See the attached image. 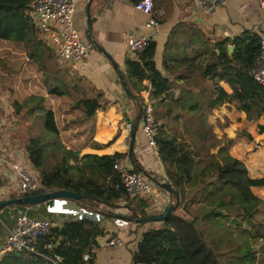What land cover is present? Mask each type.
<instances>
[{
    "label": "trees",
    "instance_id": "obj_1",
    "mask_svg": "<svg viewBox=\"0 0 264 264\" xmlns=\"http://www.w3.org/2000/svg\"><path fill=\"white\" fill-rule=\"evenodd\" d=\"M32 1L0 0V41L21 45L44 75L49 72L48 80L44 81L48 93L64 96L68 94L69 85L53 72V65L52 70H47L45 59H50L54 53L34 27L29 14ZM228 42L233 46L230 54L226 49ZM155 48V42H151L144 51L135 54L136 59L127 58L125 74H122L131 93L148 90L150 100L166 95L173 84L157 70L153 60ZM258 54V36L254 31L245 30L231 41L215 43L209 53L205 49L204 54L201 51L198 57L183 61L186 66L181 65L184 66L181 77L187 72L199 71L201 77L211 83L210 95L205 99L195 97L190 114L186 113L193 125H184L183 129L189 128V135L195 137V141L186 139L177 128L163 129V124L157 122L159 117L154 120L158 157L166 180L177 193V197L171 196L173 202L177 198V204L164 221L154 222L142 232L132 255L135 264H252L249 258L254 259V264H264V245H260L264 241V201L252 192L253 187H264V176L252 178L246 165L228 154L224 146L212 153L217 144L212 140V130L204 122L208 112L224 104L243 112L247 122L264 117V88L251 73ZM163 67L170 70L165 60ZM143 80L149 82V88L142 84ZM220 82L228 84L231 92L226 93ZM100 99V94L81 98L74 102V107L79 109L83 119L93 120L101 108ZM44 104L45 98L38 95H29L22 103L14 102L17 115L26 108L27 114L34 115L43 124L42 135L29 138L23 147L27 161L43 186L38 193L54 190L78 193L85 197L79 202L84 209L78 218L60 226L53 223V215L41 218H51L46 220L53 226L40 238L35 252L6 253L0 256V264H94L93 250L97 239L104 235L102 222L113 214L110 210L124 202L128 209L125 218L140 226L136 220L148 216L146 211L151 207V200L132 198L126 192L120 172L114 168L126 154L79 155L67 149L61 142L53 111ZM141 106L144 111L145 105ZM257 129L259 133L264 132L263 125H258ZM245 137L251 139L248 133ZM48 158L53 163L48 162ZM133 171L140 172L135 167ZM52 209V214L59 210L58 207ZM0 213L5 219L13 218L15 224L19 213L32 218L35 211L32 207L10 206ZM220 218L224 221V231H218ZM235 233L240 234L242 245L235 242ZM258 245L260 258L256 256ZM85 254H89L90 259L84 260Z\"/></svg>",
    "mask_w": 264,
    "mask_h": 264
},
{
    "label": "crops",
    "instance_id": "obj_2",
    "mask_svg": "<svg viewBox=\"0 0 264 264\" xmlns=\"http://www.w3.org/2000/svg\"><path fill=\"white\" fill-rule=\"evenodd\" d=\"M88 1L75 0L74 12V26L80 31L85 43V9ZM136 1L92 0L90 5V13L94 17L91 25L92 37L114 60L123 75L125 60L136 59V55H130L128 52V40L151 33V29L146 27L148 16L134 8ZM152 2L153 16L160 22L153 60L157 70L168 77L173 84L168 93L157 100H150L148 90L139 93L133 90L132 94L140 104L145 105L148 102L151 104L153 114L156 118L159 117L157 122L160 125L163 124V129L172 127L183 129V121L187 119H184L183 115L191 110L183 109L184 101L182 104L181 99L187 94L194 98L205 99L210 95L211 90V83L204 80L199 71L187 72L184 77H181L184 67L181 65H185L183 61L198 57L201 51L204 54L205 49L209 53L215 43L231 41L245 30L254 31L256 24L262 18L263 10L256 0H152ZM228 46L232 45L228 42L226 49ZM215 52L218 54L219 51L215 49ZM55 60L57 69L65 74L61 76L63 79L66 77L68 82V94L60 97L51 95L48 93L47 86L41 84L38 87L40 93L31 95L49 99L50 106H53L50 110L54 115L57 108L61 110L62 116L65 115L73 120L78 119L63 130L57 126L62 144L67 149L78 152L79 155L126 154V158L121 162L133 169L134 165L127 154L131 138V125L127 120H134L136 103L126 95L117 82L111 64L102 54L94 50L88 51L84 63L79 65L76 72H70L65 65L57 61L56 57ZM164 60L170 68L169 71L163 67ZM142 84L149 88L147 80H143ZM220 86L226 93L231 92V87L225 82H220ZM99 94L101 108L96 111L94 119H83L79 109L74 107V102L81 98H94ZM72 114H75V117ZM204 122L206 127L212 130V140L217 144L216 149L211 150L212 153L224 146L228 154L246 165L252 178L264 176V132L259 133L257 129L258 125L264 126V117L254 122H247L243 112L230 104H224L208 112ZM79 123L85 127H81ZM245 129L251 136L249 141L244 140L241 134ZM114 136H116L115 139L111 141ZM64 137L69 141L68 143L64 142ZM197 143L204 144V142ZM209 143L210 141H207V144ZM253 144L254 152L251 150ZM0 149H2L1 146ZM244 149L251 151L249 156H244ZM8 157H11L9 160L17 159V157L27 160L23 151L10 152ZM133 159L148 175L155 179L166 180L160 160L151 153L147 139L141 131V120L134 137ZM139 173L150 180L143 172ZM252 192L264 201V187H253ZM54 201L51 203L47 201L32 209L41 214L45 211L52 212L53 207H58L59 210L51 215L55 219L53 223L59 226L65 221L78 218L84 209L81 204L73 201ZM170 202H173L171 195L161 193L160 201L151 200V207L146 211L148 216L162 213ZM100 207L103 209L102 206ZM110 211L117 217L108 216L102 222L104 235L97 239V247L93 250L94 264H135L132 255L137 241L142 232L153 224L146 223L138 226L134 221L125 218L128 216V209L124 202ZM13 226L14 223L5 227V232L0 238V246ZM111 237H118L123 244L106 246L105 242Z\"/></svg>",
    "mask_w": 264,
    "mask_h": 264
},
{
    "label": "built area",
    "instance_id": "obj_3",
    "mask_svg": "<svg viewBox=\"0 0 264 264\" xmlns=\"http://www.w3.org/2000/svg\"><path fill=\"white\" fill-rule=\"evenodd\" d=\"M262 8V18L256 24L254 32L259 40V54L252 69L253 79L264 88V0H256ZM134 8L148 16L146 27L151 29L147 36L131 38L127 42L130 55L144 51L151 42L158 38L159 22L153 16L152 0H138ZM75 0H33L29 14L40 39L54 53L57 61L65 65L70 72H76L88 55V45L81 38V33L74 26ZM141 131L147 139L151 153L158 157L156 144V124L153 109L145 104L141 117ZM8 152L0 149V202L43 189L42 183L29 162L17 157L9 160ZM159 159V157H158ZM120 172L123 186L130 197L160 201L161 192L156 184L144 175L133 171L128 164L121 161L114 165ZM53 225L46 219H34L19 213L12 229L0 246V256L6 253H34L40 238L47 234ZM118 237H111L106 246L122 245ZM50 248V245H48ZM84 260L90 259L89 254ZM58 259V258H57Z\"/></svg>",
    "mask_w": 264,
    "mask_h": 264
},
{
    "label": "rangeland",
    "instance_id": "obj_4",
    "mask_svg": "<svg viewBox=\"0 0 264 264\" xmlns=\"http://www.w3.org/2000/svg\"><path fill=\"white\" fill-rule=\"evenodd\" d=\"M47 55L48 53H46V57ZM28 61L31 60L29 59V57L27 56L25 50L21 45L11 42H0V146L3 149H5V151L8 153L10 152L15 153L20 151L22 152L26 140L32 137H39L42 135L41 128L43 127V124L37 121L34 115L27 114L26 108H24L20 112V114L17 115L14 107V102L22 103L23 99L31 95L32 93L39 94L40 90L38 89V87H40L41 84H45L44 81L46 79L48 80L49 72H47V74L44 75L42 71L39 69L36 62H32V61L28 62ZM55 61H56L55 57L51 53V58L45 59V62L48 66L47 70H49L53 65V72H55L56 74L58 73L57 75L60 76L65 75L62 70L59 71L57 69ZM66 83L68 84V82ZM195 102L196 100L194 97L187 95L185 99L182 100L183 109L185 111L192 110L190 107ZM44 106L47 109L53 108V106H50V101L47 98L45 99ZM55 109H56V115H55L56 124L62 130L65 127L69 126L70 124H73L72 123L73 121L78 120L77 118L76 120H73V119H69L65 115L62 116L61 110L60 109L57 110V108ZM72 116L75 117V114H72ZM184 116H185L184 119L186 118L187 119L183 121L184 124H182V126L185 125V127H187L193 125L189 115L185 113ZM153 118L154 120L156 119L154 114H153ZM79 125L81 127L84 126L81 125V123H79ZM178 130L179 132H183L185 134V138L188 139L189 141L192 140L195 141L196 138L189 135L190 133L189 128L178 129ZM246 133L247 132L245 129L241 134L244 140L249 141L245 137ZM64 142L68 143L69 141L64 137ZM251 150L252 152H254V144L252 145ZM250 152H251L250 150L248 151L245 149L243 150V154L246 157L249 156ZM48 162L53 163V160L51 158H48ZM1 214L2 213H0V238L2 236V233L5 232V227L13 223L12 220L13 218L5 219L3 216H1ZM49 215H51L50 211H45L40 214L39 211L35 210V214H33L32 218L41 219L43 217H49ZM217 223H218L217 226L218 231L223 230V226H224L223 219L220 218L217 221ZM242 226L244 227V225ZM213 227L210 228V231H213L214 229ZM235 238H236L235 240L236 243L238 242L240 243V245L244 243V241L240 239L239 233H235ZM260 245H264V241H261ZM224 247L226 248L227 246ZM258 247L259 245L256 246L255 248L257 250L256 256L260 258L262 256L260 255V250H258ZM249 260L252 261V264H254L253 258H249Z\"/></svg>",
    "mask_w": 264,
    "mask_h": 264
},
{
    "label": "water",
    "instance_id": "obj_5",
    "mask_svg": "<svg viewBox=\"0 0 264 264\" xmlns=\"http://www.w3.org/2000/svg\"><path fill=\"white\" fill-rule=\"evenodd\" d=\"M91 1H88V4L85 9V15H86V26L84 30V35H85V40L88 45V50L89 51H97L98 53L102 54L103 57L111 64L116 77H117V82L121 85L123 91L126 93L128 97H130L133 101L136 103V116L133 121L127 120L128 124L131 125V138L130 142L128 145V157L130 158V161L133 163L134 167L141 172H143L150 180H152L156 186L157 189L163 194V195H176L177 193L175 190H173L169 183L164 180V179H155L154 177L148 175V173L144 172L139 165H137L134 162L133 159V144H134V137L135 133L138 127V124L141 120L142 117V106L138 102V99L129 91L126 82L124 80V77L118 67V65L114 62V60L104 51V49L99 45V43L92 37L91 34V25L92 22L94 21V17L90 13V5ZM228 52L230 53L232 51V46L227 47ZM51 200H68V201H73L75 203H79L81 201L85 200V197L72 192L68 190H54L50 192H44V193H38V194H33V195H25V196H19L11 199H6L2 202H0V212L6 208V207H24V208H31L40 204H44L47 201ZM177 204V198L176 202H170L163 210L162 213L156 214V215H150L142 219L136 220L137 223L140 224H146V223H154V222H162L164 221L167 216L176 208ZM110 217H117L114 214L108 215Z\"/></svg>",
    "mask_w": 264,
    "mask_h": 264
}]
</instances>
